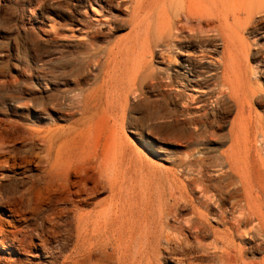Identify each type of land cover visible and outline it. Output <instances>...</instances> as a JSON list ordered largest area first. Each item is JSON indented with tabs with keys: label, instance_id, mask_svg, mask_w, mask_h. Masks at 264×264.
Here are the masks:
<instances>
[{
	"label": "bare ground",
	"instance_id": "6f19581e",
	"mask_svg": "<svg viewBox=\"0 0 264 264\" xmlns=\"http://www.w3.org/2000/svg\"><path fill=\"white\" fill-rule=\"evenodd\" d=\"M79 2L96 17L76 10L66 86L32 100L45 127L0 132V176L31 172L2 207L0 264H264V0ZM127 129L157 156L201 150L145 173ZM63 232L76 235L60 261Z\"/></svg>",
	"mask_w": 264,
	"mask_h": 264
},
{
	"label": "rangeland",
	"instance_id": "374dc122",
	"mask_svg": "<svg viewBox=\"0 0 264 264\" xmlns=\"http://www.w3.org/2000/svg\"><path fill=\"white\" fill-rule=\"evenodd\" d=\"M79 8L83 10L82 15L85 22H92V18L96 17L88 5L80 6L79 0H0V132H3L4 135L28 138V129L34 126L33 123L37 127H45L44 120L35 118L32 100L45 99L49 91L57 92L66 86L65 73L59 61L64 54L72 51L70 47H78L80 42L85 39L84 35L73 27L74 15ZM124 34V32H119L114 34L112 38L121 37ZM50 63L53 65L54 78L57 79L52 86L47 85L45 77L46 65ZM92 75L89 74L87 77L93 78ZM47 87L51 89L46 90ZM254 111L258 115H264L263 110L257 104L254 105ZM141 113V109L136 106L131 115L140 122ZM217 121L224 120L210 116L207 119V124L212 126ZM138 124L141 127V123ZM8 129H11L10 132ZM222 129L225 130L221 133H226L228 124H223ZM4 130L6 131L4 132ZM248 133H254L251 126H249ZM126 136L133 151L134 160L144 167L145 173L149 172V165L178 173V162L185 153L194 154L195 151H198L197 156L201 150L200 147H195L193 149L195 151H190L184 147V144L163 143L161 144L163 153L157 156L144 147L129 129H127ZM21 139L23 138L18 141L17 148H24L28 144ZM219 143L208 142L207 144L212 149L215 147L224 148V142ZM10 146L13 147V144ZM20 156L18 154V158ZM17 171L21 174L25 169H18ZM30 174L31 172H25L24 175L20 176L12 174L13 177L11 178H2L4 175L0 176L1 220L5 222L12 220L7 215L6 210H2V207L8 199L19 196L18 193L22 188L17 183L21 179L25 178L26 180ZM177 181L184 183L185 178L179 175ZM188 212V210L183 211L181 215H186ZM44 234L48 235L49 232L44 230ZM75 235V232L73 236L63 232L62 237L66 239V247L63 255L59 256L60 261L62 256L71 253ZM34 242H38L36 237H34ZM5 250L0 247V256L8 258L9 255L4 252ZM10 253L12 255V252ZM12 257H20L24 260L18 252L13 253Z\"/></svg>",
	"mask_w": 264,
	"mask_h": 264
}]
</instances>
